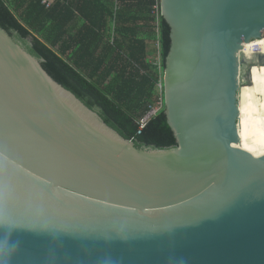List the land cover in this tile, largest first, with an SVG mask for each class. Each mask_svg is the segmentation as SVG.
I'll list each match as a JSON object with an SVG mask.
<instances>
[{
  "label": "water",
  "instance_id": "obj_1",
  "mask_svg": "<svg viewBox=\"0 0 264 264\" xmlns=\"http://www.w3.org/2000/svg\"><path fill=\"white\" fill-rule=\"evenodd\" d=\"M159 4L167 149L135 147L0 27L8 264H264V155L236 146L264 0Z\"/></svg>",
  "mask_w": 264,
  "mask_h": 264
},
{
  "label": "trees",
  "instance_id": "obj_2",
  "mask_svg": "<svg viewBox=\"0 0 264 264\" xmlns=\"http://www.w3.org/2000/svg\"><path fill=\"white\" fill-rule=\"evenodd\" d=\"M109 42L111 0H58L45 8L41 0H0V27L34 57L44 70L72 92L105 124L142 149L176 146L164 107L137 134L136 119L155 101L154 70L145 39L155 27V0H121ZM158 40L164 68L169 27L160 16ZM122 54L127 58L124 59ZM147 70L140 74L131 62Z\"/></svg>",
  "mask_w": 264,
  "mask_h": 264
},
{
  "label": "bare ground",
  "instance_id": "obj_3",
  "mask_svg": "<svg viewBox=\"0 0 264 264\" xmlns=\"http://www.w3.org/2000/svg\"><path fill=\"white\" fill-rule=\"evenodd\" d=\"M256 54H264V36L242 45L244 58L250 60ZM251 80L250 85H242L238 91L240 145L238 142L236 146L251 154L264 155V65L253 66Z\"/></svg>",
  "mask_w": 264,
  "mask_h": 264
},
{
  "label": "built area",
  "instance_id": "obj_4",
  "mask_svg": "<svg viewBox=\"0 0 264 264\" xmlns=\"http://www.w3.org/2000/svg\"><path fill=\"white\" fill-rule=\"evenodd\" d=\"M56 1L58 0H41V4L45 8H50ZM111 4H112V16H111V22H110V25H111L110 32L111 33H110L109 42L113 43L116 37V33L114 31L116 13L122 4V1L121 0H111ZM151 15L154 17V20H155L154 28H155V33L157 36V40H156L157 52H156L155 58L149 62L151 63L154 73H155L154 75H151L155 79V83H154L155 101L152 105L149 106L148 110L143 116L136 119V125H137L136 133L137 134H140L141 131L146 126L147 122L150 120V118L154 117L164 107V102H163V71H164L163 69L164 68L162 67V64H161V58H160V53H159L160 45H159V40H158V23H159V18L161 16L159 0H155V3L152 6ZM122 57L124 59H128L125 54H122ZM130 62L134 68L138 69L140 74H146V75L148 74L147 70L141 69L136 64H134V62L132 61Z\"/></svg>",
  "mask_w": 264,
  "mask_h": 264
},
{
  "label": "crops",
  "instance_id": "obj_5",
  "mask_svg": "<svg viewBox=\"0 0 264 264\" xmlns=\"http://www.w3.org/2000/svg\"><path fill=\"white\" fill-rule=\"evenodd\" d=\"M111 16L107 20L108 21L107 33L109 34V38H110V33H111L110 32L111 31L110 30L111 29V25H110ZM114 25H115V23H114ZM152 29H153V31H152V35L153 36L152 37H147L145 39L146 56L148 58V62L152 61L155 58V55H156V52H157V49H156L157 36H156V33H155V28H152ZM116 36H117V34H116Z\"/></svg>",
  "mask_w": 264,
  "mask_h": 264
},
{
  "label": "clouds",
  "instance_id": "obj_6",
  "mask_svg": "<svg viewBox=\"0 0 264 264\" xmlns=\"http://www.w3.org/2000/svg\"><path fill=\"white\" fill-rule=\"evenodd\" d=\"M11 253L6 247H0V264H8Z\"/></svg>",
  "mask_w": 264,
  "mask_h": 264
},
{
  "label": "rangeland",
  "instance_id": "obj_7",
  "mask_svg": "<svg viewBox=\"0 0 264 264\" xmlns=\"http://www.w3.org/2000/svg\"><path fill=\"white\" fill-rule=\"evenodd\" d=\"M257 100V99H256ZM256 103L258 102V104H259V101L257 100V101H255ZM260 114H261V112H259Z\"/></svg>",
  "mask_w": 264,
  "mask_h": 264
}]
</instances>
